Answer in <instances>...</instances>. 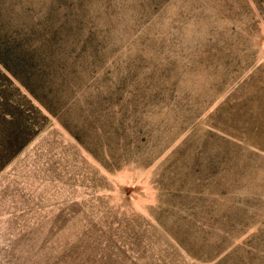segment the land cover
Here are the masks:
<instances>
[{"label":"rangeland","instance_id":"rangeland-1","mask_svg":"<svg viewBox=\"0 0 264 264\" xmlns=\"http://www.w3.org/2000/svg\"><path fill=\"white\" fill-rule=\"evenodd\" d=\"M112 1L102 105L138 149L102 163L0 79L30 135L0 124V264H264V0Z\"/></svg>","mask_w":264,"mask_h":264},{"label":"trees","instance_id":"trees-1","mask_svg":"<svg viewBox=\"0 0 264 264\" xmlns=\"http://www.w3.org/2000/svg\"><path fill=\"white\" fill-rule=\"evenodd\" d=\"M110 2L0 0V79L16 82L39 104L37 109L56 118L98 160L105 163L106 153L117 166L116 155L124 157L138 149L137 145L130 149L129 143L139 139V132L122 110L102 105L101 98L112 95L114 87L106 82L111 66L105 31L91 10L96 3ZM93 99L96 106L90 105ZM11 103L0 90L5 150L15 153L30 135L24 136L29 128L20 122L28 117L24 107Z\"/></svg>","mask_w":264,"mask_h":264}]
</instances>
